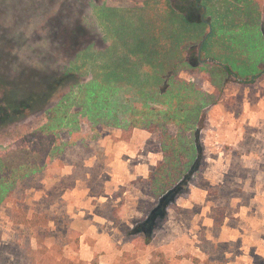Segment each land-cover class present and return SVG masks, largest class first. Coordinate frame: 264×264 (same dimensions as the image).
Here are the masks:
<instances>
[{"label": "rangeland", "instance_id": "rangeland-1", "mask_svg": "<svg viewBox=\"0 0 264 264\" xmlns=\"http://www.w3.org/2000/svg\"><path fill=\"white\" fill-rule=\"evenodd\" d=\"M203 1V14L186 13L203 22L186 41L190 54L212 61L208 69L228 63L259 76L252 84L229 76L205 110L198 166L166 220L146 241V218L159 205L146 178L162 151L144 128L123 140L122 128L97 131L78 116L79 139L66 144L71 133L63 128L52 148L63 150L43 170L22 176V168L6 167L26 146L41 148L48 109L67 85L43 109L0 126V264H264V0ZM49 2L0 0V105L11 86L33 87L25 76L34 73L75 70L79 91L92 78L79 56L86 48L95 60L116 44L135 68L144 55L130 48L146 40V12L159 8L151 0ZM100 60L108 65L109 56ZM181 77L216 91L206 71ZM2 186H9L4 195Z\"/></svg>", "mask_w": 264, "mask_h": 264}, {"label": "trees", "instance_id": "trees-1", "mask_svg": "<svg viewBox=\"0 0 264 264\" xmlns=\"http://www.w3.org/2000/svg\"><path fill=\"white\" fill-rule=\"evenodd\" d=\"M155 1L159 2V8L150 12L152 15L146 12V40L130 48V53L144 55H139L135 68L128 66V59L117 56L119 47L116 44L112 48L114 52L105 50L98 56L101 59L109 56L108 65L98 57L95 60L87 59L86 48L79 56L85 58L83 65L89 60L92 78L79 91L74 89L80 84L75 70L34 73L25 78L32 79L35 88L28 86L29 81L24 90L16 89L14 92L15 88L11 86L4 90L5 99L0 105L2 126L26 116L28 111L43 109L57 92L70 85L58 99L57 105L48 109L50 126L40 131L47 133L46 137L41 138V148L26 146L24 153L16 154L15 160L9 159L6 167L22 168L19 173L22 176L43 170L63 150V147L60 151L52 149L54 140L63 128H69L71 133V141H66V144L79 139L78 116H85L97 131L105 127L122 128L123 140H129L136 128L151 132L161 143L162 158L146 178L150 191L159 200V205L146 218V241L150 239L152 231L166 220L169 204L189 187V172L197 168L201 153L200 130L205 122V110L215 103L214 97L222 92L229 76H238L248 84L254 83L259 76L258 71L244 73L228 63L213 64L214 69H208L212 61H207L206 57L203 59L200 53L199 56L190 54L192 44L186 41L194 40L203 22L186 13L188 7H193V12L198 16L203 14L207 7L203 0H151L152 5ZM81 28L75 33L83 32ZM206 45L207 42L200 50L201 54L206 50ZM122 59L124 61L121 63ZM188 69L195 73L206 71L216 91L210 92L200 83L181 77V71ZM22 78L24 76L20 75L18 79ZM72 105H76L78 111L72 113ZM172 126L176 130L172 131ZM8 188L2 186V195Z\"/></svg>", "mask_w": 264, "mask_h": 264}, {"label": "flooded vegetation", "instance_id": "flooded-vegetation-1", "mask_svg": "<svg viewBox=\"0 0 264 264\" xmlns=\"http://www.w3.org/2000/svg\"><path fill=\"white\" fill-rule=\"evenodd\" d=\"M55 2H56V0H50V7L52 8L53 7V5L55 6ZM96 12L98 13V12H100L99 10H96Z\"/></svg>", "mask_w": 264, "mask_h": 264}, {"label": "water", "instance_id": "water-1", "mask_svg": "<svg viewBox=\"0 0 264 264\" xmlns=\"http://www.w3.org/2000/svg\"><path fill=\"white\" fill-rule=\"evenodd\" d=\"M202 46H203V43H202V45H201V48H202Z\"/></svg>", "mask_w": 264, "mask_h": 264}, {"label": "crops", "instance_id": "crops-1", "mask_svg": "<svg viewBox=\"0 0 264 264\" xmlns=\"http://www.w3.org/2000/svg\"><path fill=\"white\" fill-rule=\"evenodd\" d=\"M151 133V132H150ZM152 134V133H151ZM150 173V172H149ZM149 176V175H148Z\"/></svg>", "mask_w": 264, "mask_h": 264}]
</instances>
